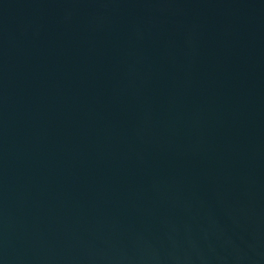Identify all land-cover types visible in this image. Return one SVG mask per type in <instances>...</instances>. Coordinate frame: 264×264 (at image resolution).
<instances>
[{
  "label": "water",
  "instance_id": "95a60500",
  "mask_svg": "<svg viewBox=\"0 0 264 264\" xmlns=\"http://www.w3.org/2000/svg\"><path fill=\"white\" fill-rule=\"evenodd\" d=\"M0 264H264V0H0Z\"/></svg>",
  "mask_w": 264,
  "mask_h": 264
}]
</instances>
